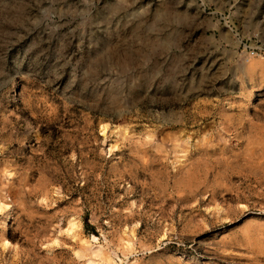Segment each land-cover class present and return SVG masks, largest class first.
<instances>
[{"label":"rangeland","instance_id":"374dc122","mask_svg":"<svg viewBox=\"0 0 264 264\" xmlns=\"http://www.w3.org/2000/svg\"><path fill=\"white\" fill-rule=\"evenodd\" d=\"M256 46L264 0H0V264H264Z\"/></svg>","mask_w":264,"mask_h":264},{"label":"built area","instance_id":"2783aa9c","mask_svg":"<svg viewBox=\"0 0 264 264\" xmlns=\"http://www.w3.org/2000/svg\"><path fill=\"white\" fill-rule=\"evenodd\" d=\"M246 50H248L247 52V59L246 62L249 61V59H251L252 57H264V46H259V47H248L246 48Z\"/></svg>","mask_w":264,"mask_h":264},{"label":"bare ground","instance_id":"6f19581e","mask_svg":"<svg viewBox=\"0 0 264 264\" xmlns=\"http://www.w3.org/2000/svg\"><path fill=\"white\" fill-rule=\"evenodd\" d=\"M74 226V225H73Z\"/></svg>","mask_w":264,"mask_h":264}]
</instances>
